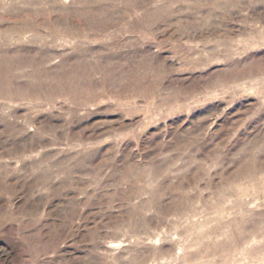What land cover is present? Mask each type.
I'll use <instances>...</instances> for the list:
<instances>
[{
    "label": "rangeland",
    "instance_id": "1",
    "mask_svg": "<svg viewBox=\"0 0 264 264\" xmlns=\"http://www.w3.org/2000/svg\"><path fill=\"white\" fill-rule=\"evenodd\" d=\"M0 264H264V0H0Z\"/></svg>",
    "mask_w": 264,
    "mask_h": 264
}]
</instances>
